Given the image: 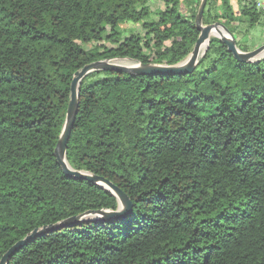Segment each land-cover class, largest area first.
<instances>
[{
    "label": "trees",
    "instance_id": "trees-1",
    "mask_svg": "<svg viewBox=\"0 0 264 264\" xmlns=\"http://www.w3.org/2000/svg\"><path fill=\"white\" fill-rule=\"evenodd\" d=\"M155 1L165 7L0 0V259L36 229L119 209L112 191L68 177L55 150L76 71L188 58L201 0ZM262 12L256 0H207L203 23L224 24L248 51L237 27ZM126 24L144 34L124 36ZM66 158L117 185L131 210L48 230L9 264H264V59L238 61L212 37L190 73L91 72Z\"/></svg>",
    "mask_w": 264,
    "mask_h": 264
},
{
    "label": "water",
    "instance_id": "water-1",
    "mask_svg": "<svg viewBox=\"0 0 264 264\" xmlns=\"http://www.w3.org/2000/svg\"><path fill=\"white\" fill-rule=\"evenodd\" d=\"M207 0H201L197 15H196V26L200 30V35L196 41V44L188 56V58L183 61L182 63L173 65V66H164L158 64H140L134 63V60L128 59L131 64L124 65L120 63H112V60H99L93 63H90L84 66L81 70L76 71L74 74L72 84H71V98L69 101L66 121L64 128L62 130L60 139L58 141L55 154L59 164L61 165L64 173L74 179L86 180L91 183L103 186L108 190L112 191L119 200V209L116 211H88L82 215L72 217L66 221L57 223L55 225H50L44 227L42 229H36L29 235H27L24 239L18 241L15 245H13L0 259V264H9L13 256L22 249L27 243L36 239L40 234L55 228H61L63 226H68L72 224H76L79 221L86 219V218H107L111 217H121L129 213L131 210V200L128 195L120 189L117 185H115L110 180L92 174L87 171L76 170L70 167L68 164L66 155L68 149V141L71 135V131L74 126V122L76 119V115L78 112V105H79V90L80 84L84 77L89 73L96 71V70H104V71H119L125 73H132L137 75H145V74H172L178 75L183 73H190L195 70L199 63V59L204 56L206 53L210 41H211V32L213 30H218L219 35H216L222 42H224L228 50L233 54L235 59L242 62H253L256 60L264 59V45L251 50V51H242L236 42V39L230 32V30L222 23L215 22L213 24L204 25L203 23V15L204 10L206 7ZM207 43V46L204 50H202L203 44ZM125 60V59H122Z\"/></svg>",
    "mask_w": 264,
    "mask_h": 264
},
{
    "label": "rangeland",
    "instance_id": "rangeland-1",
    "mask_svg": "<svg viewBox=\"0 0 264 264\" xmlns=\"http://www.w3.org/2000/svg\"><path fill=\"white\" fill-rule=\"evenodd\" d=\"M150 3L154 11L161 7L163 8L165 7L163 1L153 0V2H150ZM204 25H208V24H204ZM237 29H238L237 34H236L237 40L240 42L241 45H244L245 47L249 48L248 51L254 50L264 45V11L262 12V15L260 16V20L256 23V25L253 28H249L247 25V22H243L242 24L238 25ZM132 31H137L141 35L144 34L141 25H135V24L124 25V36H129ZM212 37H216V35H212ZM94 45L95 44H91V43L84 44V48L86 50H89V49H92ZM263 56H264V53H263ZM111 62L120 63L124 65L131 64V62L128 59H125V60L114 59Z\"/></svg>",
    "mask_w": 264,
    "mask_h": 264
},
{
    "label": "built area",
    "instance_id": "built-area-1",
    "mask_svg": "<svg viewBox=\"0 0 264 264\" xmlns=\"http://www.w3.org/2000/svg\"><path fill=\"white\" fill-rule=\"evenodd\" d=\"M256 6L259 10L264 11V0H256Z\"/></svg>",
    "mask_w": 264,
    "mask_h": 264
},
{
    "label": "bare ground",
    "instance_id": "bare-ground-1",
    "mask_svg": "<svg viewBox=\"0 0 264 264\" xmlns=\"http://www.w3.org/2000/svg\"><path fill=\"white\" fill-rule=\"evenodd\" d=\"M212 35H219V31H218V30H213V31L211 32V36H212ZM206 46H207V43L203 44V46H202V50H204Z\"/></svg>",
    "mask_w": 264,
    "mask_h": 264
}]
</instances>
